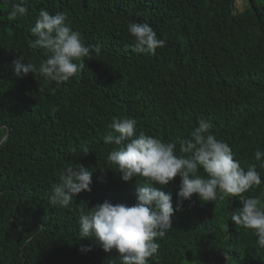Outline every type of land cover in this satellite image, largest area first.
Segmentation results:
<instances>
[{"label": "trees", "instance_id": "16d2710c", "mask_svg": "<svg viewBox=\"0 0 264 264\" xmlns=\"http://www.w3.org/2000/svg\"><path fill=\"white\" fill-rule=\"evenodd\" d=\"M237 1L24 0L28 14L12 19L19 0H0V264H120L115 251L80 237L78 224L81 207L136 202L135 180L143 178L125 182L106 160L115 145L103 137L116 116L135 118L138 130L165 142L211 121L242 168L257 165L262 182L243 195L264 202V167L254 158L264 151V4L241 0L240 10ZM41 9L64 12L86 45L100 46L67 82L13 73L17 56L44 58L28 46ZM130 22L150 24L165 46L155 55L133 52ZM70 163L91 170V191L68 209L53 208L51 187ZM179 184V176L153 184L171 194L174 212L148 264H264L253 230L230 220L239 197L181 201Z\"/></svg>", "mask_w": 264, "mask_h": 264}, {"label": "clouds", "instance_id": "9594fccd", "mask_svg": "<svg viewBox=\"0 0 264 264\" xmlns=\"http://www.w3.org/2000/svg\"><path fill=\"white\" fill-rule=\"evenodd\" d=\"M27 14L24 0L12 5L9 13L12 19ZM127 31L133 38L132 51L135 53L155 55L158 48L165 46V40L158 38L148 23L130 22ZM30 33L35 39L29 40L28 46L43 49L44 58L38 64L26 63L22 56L14 58L11 64L16 77L31 72L48 83L67 82L84 69L85 57L92 58L93 53L101 51L99 45L84 43L64 12L50 15L45 9L39 10ZM197 124L187 138L165 142L138 130L135 118L113 117L107 126L111 131L103 137V143L115 145V148L106 160L115 165L123 181L134 177L143 180L139 183L135 180L136 202L130 206L113 204L105 199L87 210L81 207L79 236L94 240L105 253L115 251L120 264H148L150 258H158L160 245L157 238L162 239L172 228L174 212L171 194L153 184L167 185L179 176L177 196L181 201L190 199L193 194L204 202H215L225 196L239 197L242 206L229 211L230 220L239 227L253 230L257 245L264 247V202L243 195L262 182L257 165L252 164L247 170L242 168L230 145L218 140L210 131L211 121L199 119ZM89 151L86 146L82 148L85 154ZM254 158L260 162V167H264V151L257 150ZM201 170L206 175H201ZM91 183L90 169L70 163L60 173L59 183L51 187L48 202L53 208L68 209L76 194L91 191ZM180 207L178 202L176 210ZM80 250L89 251L91 245H82Z\"/></svg>", "mask_w": 264, "mask_h": 264}, {"label": "rangeland", "instance_id": "374dc122", "mask_svg": "<svg viewBox=\"0 0 264 264\" xmlns=\"http://www.w3.org/2000/svg\"><path fill=\"white\" fill-rule=\"evenodd\" d=\"M261 2L264 4V0H261ZM237 5H238V8L241 10L244 7V2H242L241 0H238Z\"/></svg>", "mask_w": 264, "mask_h": 264}]
</instances>
